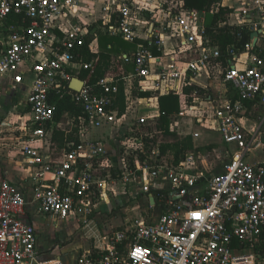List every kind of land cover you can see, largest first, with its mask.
Listing matches in <instances>:
<instances>
[{"label":"built area","instance_id":"2783aa9c","mask_svg":"<svg viewBox=\"0 0 264 264\" xmlns=\"http://www.w3.org/2000/svg\"><path fill=\"white\" fill-rule=\"evenodd\" d=\"M89 1L0 0V94L5 84L20 87L29 81L25 111L8 139L19 144V166L29 172L37 212L89 225L99 204L121 189L133 190L134 198H145L149 207L159 205L163 212L153 219L129 217L120 227L98 233L74 264H257L264 257V159L250 161L258 130L249 129L241 116L245 101L264 105V55L252 51L251 40L244 65L233 63L235 46L224 53L212 43L202 12L187 8L185 0H156V11L152 0ZM236 3L238 24L264 38V0ZM98 13L92 22L84 20ZM10 15L18 21L8 24ZM100 21L104 27H90ZM149 24L151 36L143 38L140 33ZM99 28L135 43L133 53L120 58L129 65L124 73L128 107L138 98L131 96L135 82L169 93L213 73L232 87L237 98L216 119L233 151L222 171L191 170L194 151L181 164L170 162L153 136L139 137L133 128L118 150L120 164L113 163L116 150L107 149L95 134L126 113L119 115L116 105L118 81L112 76L82 79V87L73 88L78 73L92 69L82 49L88 40L89 47L95 46ZM164 56L170 61L157 65ZM67 97L81 114L60 111L59 102ZM56 130L75 133L79 142L58 148ZM27 204L18 183L2 177L0 264H67L40 251L38 229L26 219Z\"/></svg>","mask_w":264,"mask_h":264},{"label":"rangeland","instance_id":"374dc122","mask_svg":"<svg viewBox=\"0 0 264 264\" xmlns=\"http://www.w3.org/2000/svg\"><path fill=\"white\" fill-rule=\"evenodd\" d=\"M209 20V18H208ZM117 46L127 49L130 44L126 43L120 39H114ZM10 87V85L8 86ZM26 86L21 85L19 91L14 98L11 99L10 95H0V101L3 102L7 100V103L2 110L12 109V105L15 102L18 104L20 101H24L26 97ZM10 92V91H9ZM227 92L231 97L234 96V91L229 85L227 87ZM156 99H149L143 101H137L133 103L130 100L129 109L125 117L118 118L116 123L107 129L99 130L96 132V136L100 138L107 149L114 148L117 152L123 144L124 135L133 128L136 134L139 137H146V135L154 136V144L160 145L161 143L167 141H173L175 137L165 135L160 129V119H159V110L157 108ZM209 104H204L201 108L206 107L207 110L211 109ZM20 110V107H18ZM13 111L9 110L3 114V117L0 116V169L4 164H16V160H21V154L19 152V144L17 142L9 140L10 130L13 128L14 121L17 120L16 114H12ZM264 114V105H256L251 110L246 112L249 120L247 125L249 129L256 127L258 130V141L253 147V152L249 154L250 160H260L264 157V121L259 122V117ZM194 114L187 113L184 111L182 116L175 117L174 115L170 116V129L179 135H185L189 131V121ZM219 115L215 114L217 119ZM215 119L210 120L204 126L198 125L191 128L193 133H199L200 136L195 138V143L199 149L204 153L202 156L207 158L209 168L223 169V163L229 161L233 156L232 149L226 148L219 138V134L215 129ZM196 125V124H195ZM170 158V159H169ZM169 160L171 157L169 156ZM197 158V157H196ZM19 164H16L14 167H8L9 170H14L18 172L16 167ZM222 166V167H221ZM19 169V168H18ZM205 170L206 166L201 162V157L197 160L192 166L191 170ZM130 193H126L125 196L129 197ZM124 195L118 197V201H113L111 206L116 205ZM131 196V195H130ZM133 199H137L136 202ZM129 203L125 205L117 206L113 208L112 212L103 211L96 209L94 212L89 215V220L87 224H78L76 219L68 218L63 220L56 221L50 215H33V221L38 223L41 227L40 234V247L43 253L47 256L50 253V249L56 245L59 247L57 252L65 256H70L77 249L80 252L83 248H86L90 244V237L94 235L93 231L99 230L101 233H104V230L108 228L109 230L119 225L125 217H138L141 215H147L149 219H153L160 215V208H152L150 212H147V205L144 202H141L140 196L133 198ZM144 200V199H143ZM29 208L32 209V205L29 203ZM64 243V244H61ZM56 246V247H57ZM49 255V254H48ZM50 256V255H49ZM257 264H264V257L260 258Z\"/></svg>","mask_w":264,"mask_h":264},{"label":"crops","instance_id":"0c3cea01","mask_svg":"<svg viewBox=\"0 0 264 264\" xmlns=\"http://www.w3.org/2000/svg\"><path fill=\"white\" fill-rule=\"evenodd\" d=\"M152 2H153V8L155 10L156 9V0H152ZM236 2H237V0H216L215 6H214V8L212 10H207L205 8L204 9H197V10H200L202 12L201 16H202L203 22H204V24L206 26V29H207L208 26L212 25L214 15L220 13L222 9H224L223 10L224 11V18L220 19V21L216 24L218 27H221V26H224V25L246 27V26L241 25V24L239 25L238 22H237L236 16L233 14L234 7L237 5ZM89 3L92 4L93 0H90ZM217 7H219L218 10L216 9ZM96 16L100 17L101 14L98 13L95 16H85L84 20H86L88 22L89 21L92 22V20ZM208 18H209V20H208ZM149 25H147V26H149ZM152 26L153 25H150L147 30H145V31L143 30L140 33L143 38H145V36H147L148 33H149V36H151V31H152L151 27ZM156 26H159V24L156 23ZM90 27H104V26L102 25V22L100 21V22H97V23H93ZM97 31H98V34L101 33V32H104L106 34H110L105 29H102V28H99ZM207 33H208V31H207ZM91 39H93V38H91ZM98 40H99V35L97 37V41L95 42V45H99ZM211 40H212V38H211ZM251 40H252V46H253V50L252 51L257 53V54H259V55H264V38L261 37V36H258L257 41L253 45L254 41L252 39V34H251L250 41ZM141 41H144V40L142 38H138L137 39V42H141ZM126 42L129 43L130 46L126 50H122V52L120 54H117L119 59L121 58V55L123 53H125V52L133 53V51L135 50V43H131V42H128V41H126ZM212 43H213V40H212ZM214 44L217 45L216 43H214ZM247 57H248L247 56V52L243 51L242 53H236V56H235L234 60H232L234 58V56L231 55L229 57V60L230 61L231 60L232 61H236L237 60L238 65L243 66L244 62L247 59ZM157 61H158L156 63L157 65H162V66L164 65L165 66L170 61V57L169 56L159 57V59ZM124 67L126 69V68L129 67V65L124 64ZM9 85L8 84L4 85V87H3L4 92H2L0 95H2L3 93H4L3 95H5V96L9 94L11 99L14 100V98L16 97L20 87H15L13 85H10V87H8ZM23 85H25L26 89H27L26 92H25L26 93L25 94L26 97H25L24 101H20V102H18V104H16L14 102L13 105H12V109H9V110L13 111L12 112L13 115L16 114V117H17L16 121H18L19 114H21V113H23L25 111V106L24 105H25V102L27 100L29 89H30L29 88V81H26ZM228 86H229V84L225 83L221 79V77H219V75H215L213 73L203 74L202 76L197 78L191 85L182 86V87L178 88L177 91L174 90V91L169 92V93H157V92L151 91L149 89H142V87H140V85H139V82H135L134 87L132 89L133 91L131 92V96H133V94H134V96H138V98L137 99H132L131 101L133 103H135V102H137L139 100L140 101H143V99L147 100V98H149L151 100L152 99H156V102L158 103L157 104V108L159 110V119H160V116H161L160 115V96L161 95H167V94H170V93H177L179 95V110L173 112L171 117L174 115L175 117L179 118V116L183 115L184 111L187 112V113H191V114L193 113L194 114L191 117L190 121L188 122L190 124L189 125V131L186 132V133H182V134H185V135H179V134L178 135L179 136L192 135L193 139L195 140V138H198L200 136V134H199L198 137H195L194 133L191 131V128H193L195 126H198V125L204 126V124H206L210 120L215 119V121H214L215 122L214 123L215 124V129H216L217 133L219 134V138L221 139L222 143L225 145L226 148L231 149V147L223 140L222 135L217 130V125H216L217 124V120L215 118V114L217 115L219 113H224L225 112V108L227 106V103L230 100L236 99L235 98V96H236L235 92H234V96H233L234 98L231 97L229 95V93L227 92V87ZM140 92H146V93H148V95L147 96H141L139 94ZM6 103H7V100H4V104H3L2 101H0V116H2V117H3L4 113L9 111V110H2V107H4L6 105ZM204 104L213 105V107L211 106L210 110H207L206 107L201 108ZM256 105H262V104H260L259 102H253L252 108L255 107ZM18 107H20V110L18 109ZM248 107L249 106H247L245 104V110H244V112L242 113V116H241L242 122L247 127H248L247 121L249 120V118H248V116H246V112L248 110L252 109V108H248ZM128 109H129V107L127 108V110ZM126 113H127V111H126ZM126 113H125V115H126ZM125 115H124V117H125ZM198 117H203V121L201 123L197 121ZM258 119H259V122L262 123L264 121V114L261 117H259ZM16 121H14V122H16ZM153 140H154V136H153ZM195 146L198 147L196 145V143H195ZM159 147H160V145H159ZM193 151L196 152L195 154H196L197 158L195 157V159L197 160L198 158L201 157V162L206 166V169L205 170L203 169L201 171H204L206 174H212V173H217V172L222 171V168L221 169L217 168L215 170L209 168V165H208V162H207V158L205 156H202V154H204V153L200 149L199 150H193ZM251 152H253V151H251ZM116 153H117V156L112 155L111 159H112L113 163H115L116 165H119L120 164V159H119L120 157H119L117 151H116ZM169 156H170L169 154H165L164 158L167 159L168 161L172 162V157L170 156L171 160H169L170 159ZM263 159H264V157L260 158V160H250V161L257 162V161H261ZM21 162L22 161L19 160L16 164H21ZM227 162L223 163L222 166L224 167V165ZM16 164H10V163L7 164L6 163L3 166H1L0 179L2 177H8L12 181L18 183L19 187L23 190V192H24V194H25V196L27 198V202H28V204H27L28 212H27L26 219L28 221L32 222L37 227L38 234H39L38 248L40 249L41 252H43L41 250V247H40V234H41L40 227L41 226L38 223H35L33 221V215L34 216L35 215H39V216L41 215V214H39L37 212L36 204L33 202V199H34L33 188L34 187L32 185L31 179L29 178L28 170H24L19 165L16 166V167L19 168V169L17 168L18 172L14 171V170L11 171V170L8 169V167H11V166L14 167ZM133 189L135 190V187H133ZM126 193H127L126 191H123V189H121L117 194H115L114 196L110 197V199L108 201L102 202L101 204H99V207L97 209H99V210L101 209L103 211L112 212L113 208H116L117 206L125 205V204L129 203L134 198L133 197V190H131V192L128 191V193H130V195H131V196L129 195V197L125 196ZM120 195H124L123 198L116 205L111 206V203L113 201H115V200L118 201V197ZM133 200L136 202L137 199H133ZM141 200H142L141 202L143 203V205H144V202L147 205V207H148L147 212H150L152 210V207H149L148 201L145 198H141ZM29 203L32 205V207H33L32 209L29 208ZM156 207L160 208V210L162 209V211L160 212V214H161L163 212V208L161 206H159V205H156L153 208H156ZM144 216H147V215H144ZM127 218H129V217L128 216L125 217L119 225H115V227H113L112 229H116V228L120 227L121 225H123ZM112 229H110V230H112ZM107 230H109V229L106 228L104 230V233ZM93 233H94L93 236H95L98 233L100 234L101 232L99 230H97V231H93ZM93 236L90 237L91 238V239H89L90 242L93 241ZM57 244L54 245L52 250L50 249V253H48L50 256L48 254H47V256L48 257H52L54 255H57V256L61 257L62 259H64L67 262V264H74L76 262L77 257L79 256V252L77 251V249L75 250V253L73 252L70 256H65V255L61 254L60 252H57V250L59 248L57 246ZM61 244H64V243H61ZM83 249H85V248H83ZM45 257H46V255H45Z\"/></svg>","mask_w":264,"mask_h":264},{"label":"trees","instance_id":"16d2710c","mask_svg":"<svg viewBox=\"0 0 264 264\" xmlns=\"http://www.w3.org/2000/svg\"><path fill=\"white\" fill-rule=\"evenodd\" d=\"M215 3L216 0H185V5L189 9L205 8L207 10H212ZM223 10L224 9H222L220 13L214 15L212 25L207 27L208 34L212 38L213 43H216L224 53H226L227 47L231 45L235 46L236 53H242L246 43L251 39L252 32L247 27L231 25L218 27L216 24L220 19L224 18ZM17 21L18 18L14 15H10L7 19L8 24ZM98 35L99 45H95L91 48L87 45L90 42V40H88L86 46L82 49L83 59L85 62H92V69H82L78 76L86 82H95L98 78L104 76L114 77L120 86V94L116 105L119 115H122L128 108L124 81L125 67L117 54H120L124 49L121 46H117L114 39L126 41L119 36L106 34L104 32ZM139 94L141 96L148 95L146 92H140ZM235 98H237V96H235ZM244 103L249 106L248 108H252L253 106V102L245 101ZM59 109L60 111L67 110L75 114L82 113L81 107L77 106L69 97L59 102ZM177 110H179V95L177 93L160 96V129L165 135L175 137L173 141L161 143L160 148L164 155L169 154L172 157V162L181 164L188 152L199 150V148L195 146L192 135L179 136L170 129V116ZM55 141L56 146L61 149L65 146L67 141L78 143L79 138L75 133L66 136L64 131L56 130Z\"/></svg>","mask_w":264,"mask_h":264},{"label":"water","instance_id":"95a60500","mask_svg":"<svg viewBox=\"0 0 264 264\" xmlns=\"http://www.w3.org/2000/svg\"><path fill=\"white\" fill-rule=\"evenodd\" d=\"M259 36V33L258 32H253L252 33V39L254 41L253 45L255 44V42L257 41V38ZM234 63V61H232ZM84 84V81L81 79V78H75L74 79V84H73V88L75 90H78L82 87V85ZM151 200H156V197L154 196H151Z\"/></svg>","mask_w":264,"mask_h":264},{"label":"snow or ice","instance_id":"6c2138e0","mask_svg":"<svg viewBox=\"0 0 264 264\" xmlns=\"http://www.w3.org/2000/svg\"><path fill=\"white\" fill-rule=\"evenodd\" d=\"M193 215H196L195 213H193ZM137 251H139V250H137ZM136 253H134V255H135Z\"/></svg>","mask_w":264,"mask_h":264}]
</instances>
